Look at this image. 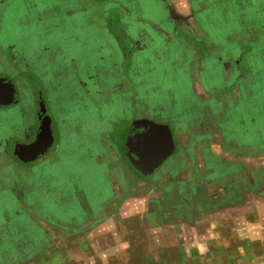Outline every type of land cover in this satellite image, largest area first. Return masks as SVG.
I'll list each match as a JSON object with an SVG mask.
<instances>
[{
  "label": "crops",
  "instance_id": "1",
  "mask_svg": "<svg viewBox=\"0 0 264 264\" xmlns=\"http://www.w3.org/2000/svg\"><path fill=\"white\" fill-rule=\"evenodd\" d=\"M187 4L85 0L90 17L118 13L162 77L155 94L140 88L144 54L121 73L95 40L102 91L130 101L122 138L69 123L58 155L20 148L0 169V264H207L204 248L217 264H264V0Z\"/></svg>",
  "mask_w": 264,
  "mask_h": 264
},
{
  "label": "flooded vegetation",
  "instance_id": "2",
  "mask_svg": "<svg viewBox=\"0 0 264 264\" xmlns=\"http://www.w3.org/2000/svg\"><path fill=\"white\" fill-rule=\"evenodd\" d=\"M84 2L85 0H0V91L3 93L0 95V169L2 170L6 169V164L10 161L12 164L13 162L21 164L20 148L33 147L41 130L44 134L46 133L45 137L48 140L45 146L48 144L50 147L53 143L49 154L53 151L58 155V151L63 149L56 141L55 133L61 134L65 130L62 127H66L67 124L69 126V123L74 124L76 132L86 129L83 127L86 123L85 119L76 121L70 119V115H74L73 111H81L82 105L88 107L90 104H99L98 102H102L108 96V93L102 91V79H104L102 72L106 70L101 68L104 48L97 42L93 46L88 40H76L71 38L72 36L65 39L68 41L62 45L58 44L56 39H51L54 28L67 26L66 20L72 22L74 20L72 17L83 10ZM99 10L100 8L97 11ZM109 14L118 17V13L111 11L97 12L92 15L97 24L96 32H105L106 18ZM17 23L21 31L26 32L30 28L36 34L40 32L39 28L47 26L49 31L45 32V36L48 40L38 42V45L34 47L37 52L32 53L25 51L31 44L26 35L20 39L24 41L20 42H14L12 39L10 41V36L3 40L2 33L6 31V28ZM87 25L90 26V24ZM127 32L130 59L133 58V65H135V56L139 57L140 53L143 54V50L138 51L132 32L130 30ZM109 45L113 48V42ZM73 49L79 51L74 55L70 52ZM89 56H93L96 61L85 66ZM5 57L10 60L9 64L3 62ZM2 58H4L3 61ZM19 66H33V75L38 76L39 81L42 79L44 86L43 89L38 88L35 94L37 100L29 95L28 86L21 80L24 78L23 70H21L22 74L17 72L14 74V70ZM34 81L37 84L36 79ZM117 96L112 105L118 115L124 113L119 120L114 119L109 131L110 133L114 131L115 135L118 133L121 139L123 131L120 133L117 127L120 124L123 125V122H128L130 110L127 105L130 101L127 100L128 95L122 94L123 102L119 103L122 102L123 106H115L118 104ZM68 98L73 99L74 104L75 102L78 104L75 107L77 109L70 106L66 101ZM21 110H25V123L20 121L23 120ZM49 118L52 120L51 125ZM100 120L102 118L98 117L97 121ZM26 233L33 234L30 226L27 227Z\"/></svg>",
  "mask_w": 264,
  "mask_h": 264
},
{
  "label": "rangeland",
  "instance_id": "3",
  "mask_svg": "<svg viewBox=\"0 0 264 264\" xmlns=\"http://www.w3.org/2000/svg\"><path fill=\"white\" fill-rule=\"evenodd\" d=\"M95 14H96V12H95ZM72 18H74V20L72 22L69 20H66V22L68 23L67 26H65L63 28H54V32H52L53 34L51 36V39H54V40L56 39L58 44H61V45L65 44V42L68 41L65 39H67L71 36H72L71 38H73V39L76 38V40H88L90 45L95 44L96 43L95 40H103L102 42L104 43L103 46H105V54H108L107 55L108 57H111V56L115 57V60H116L115 65L117 68H119L121 73L125 72L127 74V72L129 71V74H130V71L132 69L130 67V62H131V66H133V60H132L133 58L130 59V53H129L130 48H129V43L127 41L128 40L127 30L131 31V28L129 27V25H124V21L122 20V18L119 19L116 16H113V14H109V16H107V18H106V24H105L106 28H105L104 33H99L98 31L96 32V28H97L96 20L93 17H90V14L88 16L84 10H82L80 13H77ZM87 24H90V26H88ZM259 24H262V22H259ZM38 31H40V32H38L36 34V32H34V31L32 32V30H30V28H28L26 32L25 31L23 32V31H21V28H20L18 23L14 24V25L11 24L6 28V31L2 33V37H3L2 39L6 40L7 36H10L9 40L12 39L14 42H20V41H24V40H20V39L23 38V35L24 36L26 35V37L28 38V40L31 44L28 45V48H27V50L25 49V51L30 52V53L37 52V49H35L34 47L38 45V42L48 40V38L45 36V32H48L49 28L46 26L43 28H39ZM112 40H117V41L120 40L121 42L118 44L119 46L117 45L116 48H112L109 46V42H111ZM93 46H95V45H93ZM77 51H79V50L78 49L70 50V52H73L72 54H74V55L77 53ZM5 58L6 59L2 58V61L4 59L3 62L9 64L10 60L8 59V57H5ZM88 59L89 60L86 61L85 66L88 64H93L96 61L93 56H89ZM138 60H135V61H138ZM154 62H156V60L152 59L150 57V55H148V54L147 55L144 54V57L141 60V62L139 60V64H146V63L150 64L151 63L148 66L149 69H147L149 71V73H151V74L150 75H143L144 76V77L142 76L143 80L142 79L140 80L142 82V85L140 86V88H142V89L147 88L151 94H155L153 91V87H155L154 84H156V81H159L162 77L161 72L159 70H157L158 68L154 67ZM102 67H103V69L107 68L105 66L104 59L101 60V68ZM32 68H33V66H30V67L19 66L14 70V74H16V72L22 74L21 70H23L24 78L21 80H23V83L28 86L29 95L35 97V94H36L38 88L43 89L44 84L41 82L42 79H41V81H39L38 76L33 75ZM155 69H156V71H155ZM103 74L105 75V79L104 80L102 79V82L106 81V84H107V81H108L106 79V77L108 75L107 71L104 70L102 72V75ZM35 79L37 81L38 87L34 81ZM112 79L113 78H110V82H113ZM100 80L101 79H99V81ZM36 98L37 97H35V99ZM142 99H145V98L142 97ZM159 100H165V98H160ZM66 101L70 104V106H72V108L77 109L75 107H77L78 104H76V102L74 104L72 102L73 99L68 98ZM113 101H114V98L112 96H109V94H108V96H106L102 102H98L99 104H95L96 106L92 105V104H90L88 107L82 105V110L81 111L77 110V112H76V110L73 111L74 115H72V116L70 115V119L71 120L73 119L74 121L80 120V119H85L86 123L83 126L84 128L91 127V126L95 125L96 127L100 126L101 128L109 129L110 126L112 125V123L115 121L114 119H116V118L119 119L121 117V115L124 113V112H122L118 115L117 110H115L113 105H112ZM68 109H70V108H68ZM74 109H71V110H74ZM20 114L22 116V119L25 120V110H21ZM98 117H101L102 120L97 121ZM16 118L19 121L17 115H16ZM50 147H51V145H50ZM73 164H74V166H72V167L75 168V163H73ZM90 168H91V166H90ZM80 170H81V168H80ZM63 175H64L63 172H59L56 174V177H58V176L62 177ZM79 175H80V172L78 173V176ZM56 177L54 176V180L58 183V178H56ZM7 206H5V207H7ZM10 206L11 205H9L8 207H10ZM0 207H1V204H0ZM48 211H50L49 208H48ZM2 215H3V212L1 211L0 212V219H2ZM204 249H203V252L201 251V253H199V256L200 257L202 256L201 257L202 259L206 258V256H207V258H210L209 259L210 261H208L209 263H207V264H217L218 261H217L216 256H215L216 254H214V255L207 254V252ZM188 255L192 256L193 254L192 255L188 254ZM204 255H206V256H204ZM219 256L225 257L223 254H219ZM169 257L170 258L176 257V255L171 253ZM196 257H198V256H196ZM153 264H161V262H156V263L153 262ZM168 264H176V261L174 260V262L173 261L171 262V260H170Z\"/></svg>",
  "mask_w": 264,
  "mask_h": 264
},
{
  "label": "snow or ice",
  "instance_id": "4",
  "mask_svg": "<svg viewBox=\"0 0 264 264\" xmlns=\"http://www.w3.org/2000/svg\"><path fill=\"white\" fill-rule=\"evenodd\" d=\"M2 91H0V95H2ZM46 142V137L44 133H41L37 139V142L33 145V147L37 150L42 149V146ZM162 143V142H161ZM152 144V138L151 137H145V147L148 148Z\"/></svg>",
  "mask_w": 264,
  "mask_h": 264
},
{
  "label": "clouds",
  "instance_id": "5",
  "mask_svg": "<svg viewBox=\"0 0 264 264\" xmlns=\"http://www.w3.org/2000/svg\"><path fill=\"white\" fill-rule=\"evenodd\" d=\"M177 11L181 14L186 15L188 13L187 0H173Z\"/></svg>",
  "mask_w": 264,
  "mask_h": 264
}]
</instances>
